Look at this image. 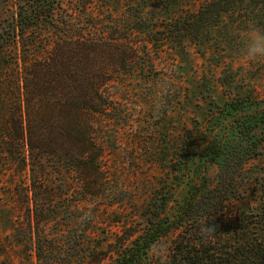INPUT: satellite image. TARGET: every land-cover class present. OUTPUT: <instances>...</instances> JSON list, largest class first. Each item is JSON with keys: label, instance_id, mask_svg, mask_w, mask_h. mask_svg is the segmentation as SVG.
Masks as SVG:
<instances>
[{"label": "trees", "instance_id": "trees-1", "mask_svg": "<svg viewBox=\"0 0 264 264\" xmlns=\"http://www.w3.org/2000/svg\"><path fill=\"white\" fill-rule=\"evenodd\" d=\"M243 1L205 0L155 20L152 0H1L0 165L11 172L20 209L11 235L36 264H264V162L246 165L264 154V97L252 88L226 92L216 111L230 134L194 159L203 156V173L218 166L216 182L189 184L172 211L165 185L139 205L127 198L111 156L118 131L130 133L126 107L134 97L159 102L163 94L168 126L176 92L161 84L177 83L165 45L183 52L185 41L198 43ZM218 78L224 92L232 88ZM185 131L167 156L172 172L194 176L188 162L203 133ZM241 169L251 172L243 187ZM243 192L252 199L246 207L233 203ZM169 236L166 257L154 253Z\"/></svg>", "mask_w": 264, "mask_h": 264}, {"label": "rangeland", "instance_id": "rangeland-1", "mask_svg": "<svg viewBox=\"0 0 264 264\" xmlns=\"http://www.w3.org/2000/svg\"><path fill=\"white\" fill-rule=\"evenodd\" d=\"M204 1L152 0L154 5L150 12L155 20L172 18L183 10L195 11ZM249 26L264 31V6L244 0L222 13L198 43L185 41L183 52L167 45L163 48L161 54L173 65L175 75L172 77L177 83L165 84L167 89L176 92L171 97L173 103L168 109V126L161 122L163 118L159 102L165 100L163 94L157 98L159 102L154 99L146 102L140 97H134L126 107L127 118L131 123L128 128L130 133H127L126 138L122 128L118 131L120 146L111 154L119 170L121 183L128 191L127 198H131L133 203L139 205L155 188L165 185L172 193L169 202L172 211L183 200L189 184L203 188L216 182L218 166L211 162L203 173L200 171L203 156L199 164L194 159L199 158L198 153L206 149L205 145L232 129L228 120L221 119L216 111L217 105L228 98V90L234 94L238 90L252 88L260 99L264 97V58L253 61L243 59L241 33L246 32ZM221 75L225 77L223 79L232 81V88L225 92L218 81ZM184 128L191 134L203 133V138L199 140L202 146L192 147L197 156L192 155L188 162L191 172H196L194 176L172 172L169 164L172 157L167 156L170 152H167L166 147L172 148L180 142L178 136L186 133ZM261 139L264 142V135ZM263 156L248 160L246 165L253 162V168L256 169L259 161L264 162ZM248 172L251 173L241 169L236 173L239 187L245 184L243 177ZM198 174L202 175L201 180ZM10 176L11 172L5 170L3 164L0 165V264H36L33 252L15 243L11 235L12 224L18 221L20 209L11 198L13 182L10 183ZM190 178L201 184H193ZM242 195V198L233 199V203L246 207L252 199L244 192ZM171 238L161 239L154 253H167Z\"/></svg>", "mask_w": 264, "mask_h": 264}, {"label": "clouds", "instance_id": "clouds-1", "mask_svg": "<svg viewBox=\"0 0 264 264\" xmlns=\"http://www.w3.org/2000/svg\"><path fill=\"white\" fill-rule=\"evenodd\" d=\"M241 39L243 59L253 61L264 58V31L255 26H249L246 32L241 33ZM161 87L165 88L167 85L162 83ZM205 229L213 230L212 227H205Z\"/></svg>", "mask_w": 264, "mask_h": 264}]
</instances>
